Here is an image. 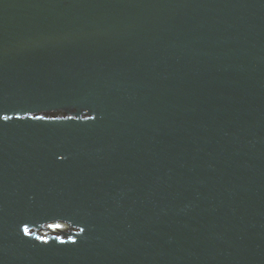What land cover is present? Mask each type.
<instances>
[{"label":"water","instance_id":"water-1","mask_svg":"<svg viewBox=\"0 0 264 264\" xmlns=\"http://www.w3.org/2000/svg\"><path fill=\"white\" fill-rule=\"evenodd\" d=\"M0 264H264V0H0Z\"/></svg>","mask_w":264,"mask_h":264},{"label":"snow or ice","instance_id":"snow-or-ice-1","mask_svg":"<svg viewBox=\"0 0 264 264\" xmlns=\"http://www.w3.org/2000/svg\"><path fill=\"white\" fill-rule=\"evenodd\" d=\"M5 120L8 119V117H4ZM49 227H52V228H60V225L58 224H53V225H49ZM24 231V234L25 235H31V233L29 232V229L27 227H25L23 229ZM37 240H41L42 242L44 243H47V238L46 237H36ZM56 239H59V237H56Z\"/></svg>","mask_w":264,"mask_h":264},{"label":"rangeland","instance_id":"rangeland-1","mask_svg":"<svg viewBox=\"0 0 264 264\" xmlns=\"http://www.w3.org/2000/svg\"><path fill=\"white\" fill-rule=\"evenodd\" d=\"M53 224L60 225V229H65L67 227V224L66 223H62V222L52 223L51 225H53ZM52 229H56L57 230V228H52ZM47 231L48 230H45V232H47Z\"/></svg>","mask_w":264,"mask_h":264}]
</instances>
